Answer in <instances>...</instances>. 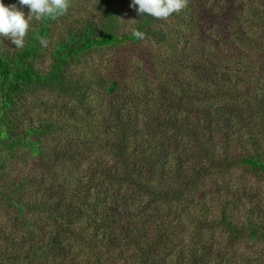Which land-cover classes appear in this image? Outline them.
<instances>
[{
    "label": "rangeland",
    "instance_id": "obj_1",
    "mask_svg": "<svg viewBox=\"0 0 264 264\" xmlns=\"http://www.w3.org/2000/svg\"><path fill=\"white\" fill-rule=\"evenodd\" d=\"M4 3L6 6L17 4V0H4ZM99 3L100 0H70L67 13L55 19V23L50 24L52 28L44 38L47 41V47L42 46V50L37 52L35 70L41 75L48 73L53 63V50L57 43L62 42L71 31L82 29L85 21L96 23L99 27L106 22L107 15L104 16L103 9H98ZM130 3L131 0L115 2V5L120 7L119 21L114 28L116 33L131 34L133 29H137L144 22L146 15L138 16L130 7ZM227 4L229 11L227 9L223 11L226 6L225 0H187L186 7L180 13L173 14L166 20L153 18L149 28L151 35L146 33L144 39H140L134 47L124 48L122 45L93 49L88 53L84 52L76 61L66 66V77L70 78L71 90L84 89L88 82L92 84L87 102L95 103L97 114L94 117L83 116L82 114L85 115L83 110L77 112L70 108H60L72 104L78 107L74 104L77 100L67 94L70 90L69 85L61 91L55 81L45 82L23 95L22 109L16 111L15 117L11 114L15 119L12 126L14 132H18L21 138H24V134L28 131L31 133L13 150L6 151L0 145V264H25L28 261L26 252L31 248V242L26 244L23 242L24 232L27 230L23 225L26 224L27 227V224L35 221L34 217L38 212L34 210L35 205L37 208L44 202L38 208L40 211L38 215L42 216L40 220H43V223L50 217L56 218V212L51 213V216L43 212V207L48 205L45 203L48 198L35 196L40 191L51 188L54 181L58 185L62 184L60 173L55 175L53 170L61 172L63 170L51 168L53 161L58 163L55 160L56 154L62 155L69 146L82 145L81 143H86L89 148L96 147L95 153L90 154L87 151L85 156H82V164L76 167L78 174L81 172L80 177L83 178L82 175L89 177L87 172L100 155L107 163L113 164L114 159L110 154V148L101 144V140L105 141L104 126L101 125L108 120L110 105L121 94L120 90H117V94L114 95L108 92V83L113 77H118L121 84H126V89L132 94L138 93L139 103L141 100L151 102L139 104L130 116L131 124H129L134 127L136 134L135 141H129V146L133 150L132 147L138 144L137 141L152 139H155L154 143L163 141L161 137L164 134L160 131L166 130V127L149 130L153 124V111L160 114L158 120L161 121L164 120L163 115L168 113L160 104L163 95L171 97V106L183 108L178 104L182 103L181 97H195L194 93L199 90L210 91V89H200L202 86L198 83L200 78L195 74V68L210 69L214 65V57L226 58L222 61L221 69L211 71L216 73L221 70L222 74L226 76L229 74L231 78L242 81L239 94L227 100L218 98L201 100L198 104L188 105L185 109L206 111L211 120L218 112L233 108V112L239 117L237 120L230 119V130L223 129L229 125L225 119L217 120L218 122L213 124L214 130L209 134L213 142L212 140L208 142L213 158L221 160L227 154L248 156L260 153L264 161V121L257 123L251 119L250 115L255 107L258 108L259 103L264 102V78H258L256 58L258 50L264 46V0H227ZM207 6L213 14L207 10L209 9ZM17 7L27 15L29 11L27 6L21 7L17 4ZM38 25L40 22L33 21L25 43L29 36H35ZM157 32L166 33V39L174 43L178 53L174 52L171 56L169 49L164 46L167 44L165 42L164 45L161 44L152 36H155ZM221 34L223 37L220 40L229 42L228 45L220 47L221 42L217 46V41L211 40ZM208 40L209 43H207ZM21 50H16L7 38L0 37L1 54L12 56ZM249 59H253L251 67L250 62L246 63ZM153 61L158 67L162 63L163 67L169 68V71L166 72L163 68L159 77L151 79V76L146 81L140 75L142 71L145 72L146 68L150 67ZM153 73L155 72L152 70L145 72V75L149 76ZM160 85L166 92L158 89ZM62 97H66L67 102ZM200 97H204L203 94ZM262 108L261 113L264 112V103ZM169 111L176 117H180L176 110ZM59 114L67 115L70 119L66 124L71 126H65L56 120L53 123L52 119ZM84 118H87L86 121ZM254 124H257L259 128L256 132ZM49 125H52V128L48 130ZM85 126L88 128L84 129ZM154 130L157 133H154ZM251 137H255L257 141L252 143L249 141ZM33 138H35V144L31 145L29 142L33 141ZM171 151L174 152V148ZM200 163L201 168L206 167L204 162ZM193 165L189 163L186 169L189 174H192L191 176L195 177ZM196 168L199 169V167ZM229 168L226 171L213 168L211 178H208L209 174H205L199 179L204 174L201 172L198 176L200 184H197L196 191L191 194L193 202L188 200V209L185 211H182L184 205L181 206L175 201L176 196H170L166 198V201L156 202L161 210L160 213L167 216L166 221L175 219L174 225L178 227L180 225V227L176 234H172L168 243L148 260L150 264H264V236H262L264 235V174L261 171H249L247 167L245 170L241 164ZM28 179L35 182V189H30ZM112 183L115 184L116 191L119 185L116 182ZM67 187L55 188L53 193L59 191L65 194ZM108 187L111 188L112 185ZM119 187L120 191L126 194L128 203L137 201L126 210V213L132 216L119 220L120 223L128 224L132 229L141 216L133 218V214L144 212L147 208L146 213L150 215L154 212L152 207L155 206H146L149 198L142 196L143 194L136 190L135 185L124 184ZM158 187L172 190L177 188V183L165 179L162 181V186L158 184ZM19 189H21L19 194L25 190L30 192L24 196L23 203L20 201L18 204L11 205L1 194L6 192L13 195ZM43 197H49V194H43ZM220 201L229 203L227 214L222 215L223 221L219 220V216L223 214ZM28 205H33V208ZM18 210L21 213L17 212ZM191 217H194L191 219L194 223L198 219L203 220L201 224L200 220L197 222V227L189 220ZM154 219L155 217L148 226L146 242L156 236L154 231L156 224L152 222ZM233 227L237 231L233 230ZM252 227L258 230V235L249 236L245 233V230ZM20 234L24 235L19 237ZM16 243L18 245H14ZM132 254L136 255L137 251L134 250ZM142 254H138L134 259L130 256L129 264H136L135 259L137 260ZM79 260L80 258L77 259ZM124 261L125 259L121 258L118 263L123 264Z\"/></svg>",
    "mask_w": 264,
    "mask_h": 264
},
{
    "label": "trees",
    "instance_id": "obj_2",
    "mask_svg": "<svg viewBox=\"0 0 264 264\" xmlns=\"http://www.w3.org/2000/svg\"><path fill=\"white\" fill-rule=\"evenodd\" d=\"M116 1L100 0L98 9H103L104 16L107 15L106 22L100 27L96 23L85 21L82 29L71 31L62 42L57 43L53 50V63L46 74L41 75L35 70V61L38 58L37 52L42 50L40 38L47 37L52 28L50 24L55 23V19L41 21L40 25L37 26L35 36H29L25 47L21 51L15 52L12 56L0 53L1 148H5L6 151L13 150L17 144L23 142V139L28 138L31 133L29 131L24 134V138L19 137L18 132H14L15 130L12 126L15 121L14 114L16 111L22 109L24 103L23 95L31 91L33 87L43 85L45 82L55 81L58 83V88L61 91L64 90L63 88L66 85H69L70 90L67 94L70 97L72 95V99L77 100L74 104H77L78 107L72 104L64 105L60 108H70L72 111L74 109L77 112L83 110L85 115L81 114L85 117H94L97 114V108L94 106L95 103L87 102L90 98L88 97V93L92 90V84L88 82L84 86V89L77 88L71 90V81L70 78L66 77L65 68L71 62L76 61L84 52L88 53L97 48L120 47L122 45L124 48H127V46L134 47L139 42L140 39L133 37L131 34L123 35L114 31L115 24H118L120 15V11H118L120 7L115 5ZM225 5L227 8L225 6L223 11L226 9L229 11L227 0H225ZM207 10H210V8ZM210 12L213 14L211 10ZM152 19V17L146 15L144 22L139 25L137 30L144 33V35L146 33L151 35L149 28ZM152 36L161 44L164 45V42L167 44L164 46L169 49L168 52L171 53V56H173L174 52L178 53L174 47V43L166 39V33L157 32L155 36ZM222 37L223 35L221 34L211 40L217 41V46L221 42L220 47L228 45L227 43L229 42L220 40ZM207 43H209V40ZM256 58L258 61V78L263 79L264 46L258 50ZM225 59L223 57H214V65L210 69H206L205 67L195 68V74L200 78L198 83L202 87L196 86H199L200 89H210V91L199 90L196 93L193 92L195 97L190 98L188 95V97H181L182 103L178 104L183 106V108L175 105L171 106V97H164L163 95L160 104L162 109L164 108L168 113L163 115L164 120L161 121L158 120L160 114L153 111V124L149 129L158 130L159 127H166V130L160 131L164 134L161 137L163 141L160 143L158 141L154 143L155 139L137 141L138 144L132 147L133 150L129 146V141H135L136 134L134 127L130 126V116L133 115L134 108L138 107L139 104L151 102L141 100L139 103L140 98L137 97L138 93L132 94L126 89V84L120 83L118 77L111 79L108 83V92L114 95L117 94V90H120L121 94L110 105L108 120L101 125L104 126L103 132L106 137L103 136L105 141L101 140V144H104L106 148H110V154L114 159L113 164L107 163L100 155L89 168L87 172L89 177L82 175L84 176L83 178L80 177L81 172L78 174L76 167L82 164V156H85L87 151L90 154L95 153L96 147L92 146L89 148L86 143H81L82 145L75 143V146H69V149L62 155L56 154L55 160L58 163L53 161L51 168H61L63 170V172L53 170L55 175L58 172L60 173L62 184L58 185L54 181L51 188L42 190L38 193L40 195L37 194L35 196L37 198L42 196L41 198L43 199L48 198L45 201L48 205L43 207V212L48 215L56 212L57 216L54 219L50 217L49 220L43 223V220H40L42 216L38 215L40 212L38 208L44 202L40 203L37 208L35 205L34 210L38 211L34 217L35 221L27 224V227L26 224L23 225L27 229L24 232L25 235H18L19 237L24 235V244L31 242V248L26 252L28 261L25 264H119L118 262L121 258L125 259L123 264H129L130 256H133L134 259L140 253H143L142 256L137 260L135 259L134 263L150 264L148 260L154 257V254L168 243L172 234H176L177 229L180 227V225L179 227L178 225H174L175 219L166 221L167 216L164 213H160L161 210L156 205V202L166 201V198L176 196L175 201L181 206L184 205V210L182 211H185L188 209V200L192 201L193 199L191 194L196 191L197 184H200L198 181L199 174L201 172L204 173L199 179L205 174H209L208 178H211L213 168L226 171L230 169V166L233 167L241 164L245 170L247 167L249 171H261L264 174L263 155L260 153L248 156L227 154L221 160L213 158L212 149L208 143L211 140L213 142V139L209 138V134L214 130L213 124L220 119H225L229 125L227 128L223 127V129L230 130V119L237 120L239 117L233 112V108L218 112L211 120L206 111L193 110V108L185 109L188 105L194 106L201 100L212 98L227 100L239 94L238 91L241 89L242 81L231 78L229 74L227 76L222 74L221 70L212 73V71L221 69L222 61ZM248 62H250L251 67L253 59L246 61V63ZM163 68L165 66L163 67L162 63L158 67L156 62L153 61L150 67L146 68L145 72L153 70L155 73L148 76V74L145 75V72L142 71L140 76L146 81L151 76V79H155L160 76ZM164 70L167 72L169 68H165ZM158 89L163 91L161 85ZM181 90L185 91L184 88H181ZM202 94L204 97H200ZM62 98L67 102L66 97ZM190 101L193 102L191 103ZM263 103H259L258 108L255 107L250 113L251 119L255 122L257 121V123L264 121V112H260V109H263ZM52 106L57 107V105ZM126 109L128 110L126 111ZM169 110H176L180 114V117L178 118L176 115L169 113ZM69 119L67 115L59 114L55 115L52 120L53 123L56 120L60 124L71 126V124H66ZM86 119L84 118L85 121ZM106 127L107 129H105ZM50 128H52V125L48 126V130ZM85 128L88 127L85 126ZM257 129L259 128L256 124L255 132ZM154 133H157V131L154 130ZM255 140V137L249 139L252 143ZM29 144L34 145L35 138ZM173 148L174 152L171 151ZM61 156L64 157L61 158ZM200 162H204L206 167L201 168ZM189 163L195 166L193 173L196 174L195 177L194 175L191 176L192 174H189L188 169H186ZM196 167H199V169ZM168 176L171 177L168 178ZM165 179L173 180V182L177 183V188L172 190L159 188L158 184L162 186V181ZM112 182H116L121 187L124 184L135 185L136 190L141 195L143 194L142 196L149 198L146 206H155L152 207L154 212L147 215V208H145L144 212L133 214V218L141 216L139 221L134 223L132 229L128 224L120 223L119 220L129 218L130 215L126 213V210L130 205L136 204L137 201L128 203L126 194L120 191L121 188L119 186L115 191V184ZM28 184L30 189L36 188L35 182L31 181V179H28ZM108 185H112V187L110 188ZM154 185H157V187H154ZM65 186H68L65 194L59 191L53 193L55 192V188L62 189ZM20 191L21 189L15 192L16 194L13 193V195L6 192H2L1 194L12 205L14 203L18 204L20 201L25 202L24 196L30 193L25 190L19 194ZM43 194H49V197H43ZM219 204H221V213H223L219 216V220L223 221L222 215L225 216L227 214L226 211L229 203L227 201H220ZM33 205L28 206L33 208ZM17 212H20V210ZM154 217L155 219L152 222L156 224V229L154 230L156 236H154V239L146 242L145 237L149 229L148 226H150L151 220ZM192 218L194 219V217H191L189 220ZM199 220L201 224V220L203 219H198L195 223L194 220L191 221L198 227L197 222ZM229 224L231 225L232 223ZM235 231L237 230L235 229ZM245 231L249 236L258 235V230L254 229V227ZM14 245H18V243ZM134 250L137 251L136 255L132 254ZM76 256L80 258L79 261H77L78 258Z\"/></svg>",
    "mask_w": 264,
    "mask_h": 264
},
{
    "label": "clouds",
    "instance_id": "obj_3",
    "mask_svg": "<svg viewBox=\"0 0 264 264\" xmlns=\"http://www.w3.org/2000/svg\"><path fill=\"white\" fill-rule=\"evenodd\" d=\"M187 0H131L130 7L138 16H150L166 20L173 14L180 13L186 7ZM27 6V15L21 8ZM17 4L6 6L0 0V37L7 38L16 50L25 47L26 36L32 28L33 21L54 20L67 13L70 0H17ZM131 35L144 39V33L133 29ZM42 46L47 47V41L40 38Z\"/></svg>",
    "mask_w": 264,
    "mask_h": 264
}]
</instances>
